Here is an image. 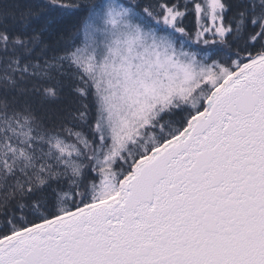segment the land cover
I'll return each mask as SVG.
<instances>
[{
  "label": "snow or ice",
  "instance_id": "6c2138e0",
  "mask_svg": "<svg viewBox=\"0 0 264 264\" xmlns=\"http://www.w3.org/2000/svg\"><path fill=\"white\" fill-rule=\"evenodd\" d=\"M0 264H264V0H0Z\"/></svg>",
  "mask_w": 264,
  "mask_h": 264
},
{
  "label": "trees",
  "instance_id": "16d2710c",
  "mask_svg": "<svg viewBox=\"0 0 264 264\" xmlns=\"http://www.w3.org/2000/svg\"><path fill=\"white\" fill-rule=\"evenodd\" d=\"M63 23H64L65 25L71 27V25H72L73 23H75V20H74L73 18H71V17H66V18H64Z\"/></svg>",
  "mask_w": 264,
  "mask_h": 264
}]
</instances>
